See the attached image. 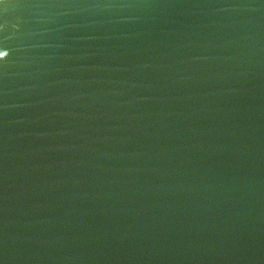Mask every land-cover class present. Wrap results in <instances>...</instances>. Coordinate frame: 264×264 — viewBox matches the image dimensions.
I'll list each match as a JSON object with an SVG mask.
<instances>
[{
    "label": "water",
    "instance_id": "1",
    "mask_svg": "<svg viewBox=\"0 0 264 264\" xmlns=\"http://www.w3.org/2000/svg\"><path fill=\"white\" fill-rule=\"evenodd\" d=\"M0 264H264V0H0Z\"/></svg>",
    "mask_w": 264,
    "mask_h": 264
}]
</instances>
